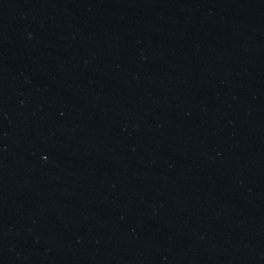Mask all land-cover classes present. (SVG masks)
<instances>
[{
	"label": "water",
	"instance_id": "obj_1",
	"mask_svg": "<svg viewBox=\"0 0 264 264\" xmlns=\"http://www.w3.org/2000/svg\"><path fill=\"white\" fill-rule=\"evenodd\" d=\"M0 264H264V0H0Z\"/></svg>",
	"mask_w": 264,
	"mask_h": 264
}]
</instances>
